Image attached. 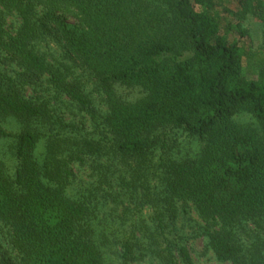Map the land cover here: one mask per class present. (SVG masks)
Returning <instances> with one entry per match:
<instances>
[{
  "label": "trees",
  "instance_id": "trees-1",
  "mask_svg": "<svg viewBox=\"0 0 264 264\" xmlns=\"http://www.w3.org/2000/svg\"><path fill=\"white\" fill-rule=\"evenodd\" d=\"M242 1L238 20L251 5ZM222 5L0 0V139L15 144L13 173L0 161V264H108L114 241L121 264H194L176 228L189 203L217 260L264 264V133L231 127L245 111L264 126V80L242 76ZM115 86L143 96L126 102ZM68 105L91 115L97 136L65 122ZM180 132L202 144L193 157L179 156ZM85 163L93 181L69 193Z\"/></svg>",
  "mask_w": 264,
  "mask_h": 264
},
{
  "label": "rangeland",
  "instance_id": "rangeland-1",
  "mask_svg": "<svg viewBox=\"0 0 264 264\" xmlns=\"http://www.w3.org/2000/svg\"><path fill=\"white\" fill-rule=\"evenodd\" d=\"M240 2L242 0H223L221 9L225 10V16L223 20L222 33H226V38L236 43L240 48V67L242 76L251 81L264 80V6L262 3L259 4L256 0H251V5L248 12L241 18L237 19L233 14L238 11ZM8 27L12 22L16 23L12 18L8 19ZM239 23V26L237 25ZM238 26V27H237ZM15 28V25H14ZM10 29V28H9ZM190 53H184V57H189ZM1 68L6 69V65H1ZM140 88L128 87V86H115V95L117 98L126 102H135L139 100L143 94ZM94 98L95 108L104 113L106 106L103 101L96 97V94L92 96ZM65 122L74 124L78 131L82 135L86 136H97L96 124L90 114L80 111L75 106L68 105V108L63 110ZM233 125L231 126L236 132H242L244 134H254L258 141H262V135L264 133V126L257 122L249 112L245 111L237 114L231 119ZM3 128L10 133H18L21 130V125L13 118H7L2 124ZM48 133V132H47ZM46 133V134H47ZM176 146H179V156H191L193 157L198 153L202 144L194 139L188 138L181 132L176 136ZM15 144L10 139H0V161H2L10 173H13L15 162L12 156L13 147ZM44 141L38 144L35 151V157L39 160L42 158ZM91 170L89 164L75 165L73 167V178L69 185V193L77 194L83 190V188L91 183ZM114 208L113 205H107L101 208L100 214L108 215ZM124 207H118L115 214L119 215ZM100 215V216H101ZM99 216V217H100ZM176 228H179V234L183 238L184 244L189 249V253L194 264H229L220 262L214 255L206 250V237L203 235L202 227L204 226L201 218L198 216L195 208L192 204H187L180 208V215L177 219ZM119 224V221H117ZM115 226L109 225L111 228ZM118 233H116L117 235ZM118 237L120 235H117ZM0 249L1 255L7 250L3 237L0 233ZM114 245V246H113ZM113 245L108 246L104 253V257L108 264H121L118 259L119 248L117 243L114 241ZM7 255V254H6ZM5 255V256H6ZM14 255V254H13ZM12 255V256H13ZM131 264H156L145 259L139 263Z\"/></svg>",
  "mask_w": 264,
  "mask_h": 264
}]
</instances>
